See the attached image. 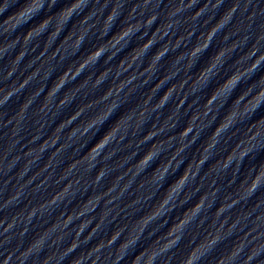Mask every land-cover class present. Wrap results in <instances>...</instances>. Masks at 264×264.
Here are the masks:
<instances>
[{"label":"clouds","instance_id":"obj_1","mask_svg":"<svg viewBox=\"0 0 264 264\" xmlns=\"http://www.w3.org/2000/svg\"><path fill=\"white\" fill-rule=\"evenodd\" d=\"M98 2V0H97ZM163 0H141L142 6L147 9L150 3L153 4L155 9H158ZM175 3L174 7H170L166 13L165 22L153 32L152 37L147 39L146 42L139 45L138 47L130 48L128 54L122 58L116 65L117 77L122 74V71H128L133 64L141 59L147 51L156 44L157 37L163 39L167 36L172 29H179L183 23L187 22V17L179 19L178 17L182 12L188 11L195 7L198 0H188L185 4L184 0H171ZM92 0H0V36H9L13 33H18L20 29H25L23 35V43L27 45L34 37L40 36L45 32L48 33L46 48L51 44L61 32H64L70 22L73 21L74 16H80V19L74 22L73 28L69 29L61 42V46L67 51L68 41H72L71 47L73 49L72 55L76 56L82 48L88 34L92 32V29L96 28V23L90 24V20H94L95 12H93L89 5ZM228 3V7L224 8L223 5ZM122 4H118L113 7L109 14L104 18V23L99 29V35L96 37L99 41L98 44L92 46L91 50L86 55L78 57V63L72 61L55 79L54 83L51 84L46 94L48 99L45 104L39 109L40 113L45 112L49 108L53 97L65 87L66 84L74 81L77 77L83 74L85 69L94 68L104 58L105 64H110L120 51H124L128 48V43L131 41V37L136 35L140 29L150 28L156 20L159 18V12L153 11L146 20L137 21L136 23H124L116 32L112 33L109 37V31L118 18L117 9L122 8ZM138 6H134L128 13L127 20L131 21L134 18V13L137 11ZM209 7L208 4H204L199 8V11H195V16H192L193 21L198 20L202 15H205V9ZM212 15L207 16L205 19V25L209 26L206 33H201L197 37V42L192 48L182 53L172 63V67H175L176 61L187 58V64L184 66L186 72L192 75L188 76V79L196 77V86L192 89V93L201 92L204 95L203 98V115L196 116L190 126L184 127L183 131H180L179 141L180 145L172 151L171 156L166 160H161V156L165 151H168L171 147L172 141L177 137L171 136L167 140L157 141L152 143L149 149L142 155L136 163L131 165L126 172L115 177L111 186H109L103 193L96 194L88 197L84 202V207L80 211L73 210L72 213L67 215L66 219H63L62 223L58 219L44 232L38 234L35 239L26 247L23 251L20 250L18 245L12 251L7 252L4 255L0 264H12L13 257H15L16 264H28L29 260H32V264H36V260L40 257L41 253L45 251V244L51 234L57 229L63 230L73 221L74 218H79L89 211V205L92 206L94 211L99 201L105 196H109L117 187L119 181L123 180L125 176L131 173L132 179L123 185L117 196L112 197L106 201L107 204H112L117 199L122 198L123 194L126 193L131 187L132 183H135V178L139 177L142 173H147L149 168L151 172L148 176L137 185L138 188H143L145 184L156 185V191L163 189L162 195L155 200L151 208L147 212L142 214L135 220L132 228L129 230L128 225L115 227L110 233L107 240L100 239L96 245L91 247L86 255H80L73 257L69 261V264H85V261L91 260V264H101L102 257L100 253L105 248H111L112 245L116 244L119 240L120 243L117 246L115 253L108 252L103 257L104 264H107L108 260H111L112 264H120L121 261L131 255L129 264H156L158 259L165 257L162 260V264H172L173 259L176 256L174 249H180L183 245L187 251L181 256L178 264H264V213L255 217L254 226L249 232H246L244 236L238 237L234 240L231 248L225 253H218L217 249L224 243V240L230 236H234L238 226L241 225V220H247L251 217L252 213H245L243 217L237 216L231 225H229L227 233L221 234V230L224 228V223L220 224L219 228H214L216 219L208 224V230L199 236L194 231L195 229L201 228L206 220V216H202V212H207L215 204V200L218 197L221 188L213 187L217 181L214 179L210 185L213 187L211 192H204L198 196L196 202L185 208L182 213L177 216L170 217V214L175 211L176 205L173 203L174 196L180 201V207H183L189 202L190 197H181V193L188 186L190 177L193 181L197 175H199V169L207 162L212 155L217 145L221 143V136L225 133H230L225 140H228L239 133L240 129L237 127L239 124H243L246 120H251L255 113L264 106V72H261L259 76H256L258 70L261 69V65H264V51L261 50V45L264 44V0H215V3L211 5ZM240 13L242 19L239 21L241 25H244L245 35L240 37L238 41H234L231 45L219 47L215 53L205 58L204 54L211 46L213 38L224 29L229 28L232 24L233 19L237 13ZM245 21L247 22L245 24ZM255 29V30H254ZM50 30V31H49ZM240 28H236L235 32H224L222 36V42L226 43L231 39L232 35H239ZM187 37L181 36L176 39L175 44L170 42L163 45L152 57L151 62L144 70L139 74L143 76L145 73L154 74L157 70L158 62L165 57L170 50H176L180 47L181 43L186 39L194 35L195 29L187 31ZM175 34L174 32L172 33ZM147 33L141 34L139 39H143ZM124 43L123 47L118 48L117 46ZM249 41L251 44L249 45ZM20 42V37L17 35L14 39L9 42L0 44V53H6L9 50L14 49L15 45ZM67 45L66 47L64 45ZM238 48L242 49V55L237 59L232 60L231 54L235 53ZM246 48V51L243 49ZM115 49V51H112ZM60 47L54 52L52 59H54L60 52ZM132 55L131 61L129 62L128 57ZM44 53L42 52L41 55ZM107 54V55H106ZM26 55V50H22L16 59L12 61L11 70L7 72L6 76H3V80L11 78L13 73L16 71V66ZM3 57L0 56V59ZM67 59V57H61V60ZM229 61L231 65L228 66ZM251 61V63H247ZM127 62V67L124 65ZM77 64L79 65L77 67ZM246 65V66H244ZM112 72V68H105L96 75L95 80L92 79V75L85 77L83 83H80L73 91L72 95L65 94L64 98L59 101V107L63 108L70 104L75 99V93L83 90L91 83L92 90L99 88L108 78ZM179 72V69L174 72H169L168 75L161 81L160 85L154 89L155 93L162 84L165 83L170 77H174ZM39 73L37 69L32 75L24 79L23 83H13L11 86L0 88V123L3 127H12L11 136L13 138L20 135L24 128L22 125L27 120V110L35 102V98L38 97L44 90V86L40 87L33 93L31 97H26L19 102L18 113H10L8 108L10 101L14 96L22 93L26 86L34 79ZM256 77L253 80V77ZM50 77V73L44 76L47 80ZM136 75H133L125 81H121L115 87L110 86L107 88L97 99L89 101L87 104L78 106L77 109L70 114V119L66 122L60 121L59 132L54 137H50L40 145V153L46 150L49 141L51 145H55L59 140V133L64 131L66 126L74 124L88 109L103 105V107L94 116H91L86 121H81L80 124L70 128L68 132V141H75L77 139H83L88 133L92 132V136L84 143L79 144L75 149L74 153H79L82 149H87L83 155H80L79 159L72 161L67 165L64 173L61 176V180L66 178L68 174L75 172L78 167L84 166V174L90 175L92 171L96 170V175L92 180L86 182L87 187L98 186L100 181L110 176L112 171L118 169L123 165L125 161L135 159L139 154L133 152L130 156L124 157L123 160L118 162L115 166H109L107 163L112 159L113 156L120 149H112L109 152H104L110 143L122 142L130 128V123L135 118V126L133 128V135H137L142 127L148 123L150 112H158L162 110L167 103L172 99L173 93L176 91L175 85L169 90L163 93L162 97L156 102L151 109L147 105L152 100V95L149 96L144 102V107L140 109L138 114L133 109H124V104L119 101V93L123 91L124 87L137 79ZM150 78V77H149ZM147 83V81H145ZM187 80H183L180 84L179 89H183ZM198 85L200 87H198ZM115 97V98H114ZM187 94L185 95V99ZM185 99L180 100L179 104L176 105V110L183 106ZM109 101H111L109 103ZM219 102V103H218ZM217 105V115L213 118L212 123L217 120L219 123L213 128L211 133L208 135L211 137V141L208 144L202 143L201 156L199 160L193 159L189 162L184 171L175 179L169 180L170 170L172 175H175L176 171H179V166L183 163V160H177L185 150L195 143L200 138L201 133L209 125H203V119L208 117L213 111V105ZM124 109V110H122ZM223 109L221 114L220 110ZM119 113V115H117ZM176 115V111H173L171 115L167 117L164 126L159 128L155 124H152L150 130L142 136L137 142L142 145L152 140L157 135L164 133L167 129L175 128V123L169 124V121H173ZM11 116V119L8 117ZM115 116V119L112 117ZM200 120L202 123L198 125L196 122ZM7 121V122H5ZM110 122V123H109ZM188 123V122H187ZM108 125L105 127V125ZM187 125V124H186ZM57 126L54 130L57 129ZM250 126V127H249ZM247 128L245 136L239 139L238 143H235L231 148V153L227 150V154L220 158L218 165L211 173H216L217 176L223 178L228 175L229 169H231V176L228 180V187L237 184L235 191L229 193L226 197H223V201L219 206L216 207L213 215L215 218H219L226 211H230L235 205L243 203L248 204L253 198H257L255 204L252 206V212L256 209L264 206V200H260L258 197L264 195V116L258 118L251 123ZM44 125H40L36 129V134L28 141V143H34L40 138ZM235 128L234 132H230L231 129ZM196 134L192 140L187 144L184 143L185 139L189 134ZM119 134V138L117 139ZM19 140H13L12 145L9 146V150L4 152L3 159L6 160L11 154L12 147L18 144ZM27 145H24L26 147ZM131 144L127 145L130 147ZM72 147L71 143H65L61 146V149H57L56 153H52V156L57 155L61 150H65ZM33 149L24 152L23 155H16L13 157L14 163L8 165V171H11L15 165H18L21 159L30 157L33 154ZM217 160V159H216ZM176 162L175 166L173 162ZM245 161H249L246 165ZM33 161L27 160L24 168L17 172V178L23 177L26 174V169ZM153 165H155L153 167ZM47 167V166H46ZM247 168L246 173L241 176V169ZM195 168V171L193 170ZM210 174L209 172L205 175ZM203 179V177L201 178ZM6 181L5 183H7ZM80 184V177L70 181L63 187L58 193L45 202L41 203L38 207H32L24 218L27 222H31L34 217L37 216L38 212L43 211L50 205H55L57 202H63L66 196L69 194L71 189ZM165 184L167 186L165 187ZM23 185L21 189L11 195L4 203L0 204V210H3L10 205L17 202L22 194ZM39 187V186H38ZM199 192V187L196 189ZM154 193H149L146 197H136L133 199L128 207L141 203V200H150L154 198ZM75 198V195H73ZM207 202V207H206ZM159 205L158 210L153 211ZM172 204V207L169 205ZM167 209V211H165ZM190 210V214H189ZM111 209L106 210L103 214V218L100 219L99 223L92 229V233L89 237H86V241L91 237L92 234L96 233L100 226L104 223L105 218L109 215ZM64 213H61L63 216ZM169 217L172 222H169ZM115 220V217L113 218ZM164 221V226L168 227L170 231L166 237H163L156 241L155 245L143 247L140 251H136L137 245L140 243V238L144 234L148 226L156 221ZM19 222V216L12 218L11 222L7 223L4 228V233H8L14 228ZM143 223V227H139V234H136L137 227ZM89 222H83L78 226L76 232V239L70 243V245L51 254L44 256L40 264H53V261L59 259H65L68 255L75 252L79 247L80 242L79 236L83 233L85 227ZM5 220H0V225H4ZM240 231H243V227H239ZM28 231L25 227L17 235L22 239ZM127 235L125 236V233ZM252 233H257L252 236L249 240L248 237ZM156 235L155 231L148 233V237L151 238ZM124 239L121 240V237ZM13 237L5 236L4 241H0V246L10 243ZM63 237H57L52 240L50 247H55L62 243ZM259 241V242H257ZM131 250V251H130ZM17 252L19 255H17ZM3 255V254H0Z\"/></svg>","mask_w":264,"mask_h":264}]
</instances>
